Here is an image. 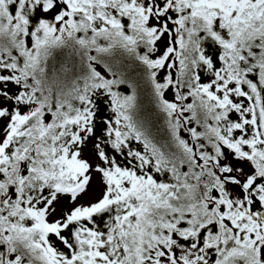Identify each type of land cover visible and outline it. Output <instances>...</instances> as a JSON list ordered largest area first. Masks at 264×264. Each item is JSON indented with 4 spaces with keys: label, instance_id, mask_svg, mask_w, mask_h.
<instances>
[{
    "label": "snow or ice",
    "instance_id": "6c2138e0",
    "mask_svg": "<svg viewBox=\"0 0 264 264\" xmlns=\"http://www.w3.org/2000/svg\"><path fill=\"white\" fill-rule=\"evenodd\" d=\"M0 264H264V0H0Z\"/></svg>",
    "mask_w": 264,
    "mask_h": 264
}]
</instances>
